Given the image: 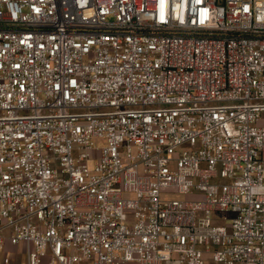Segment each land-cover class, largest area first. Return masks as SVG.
I'll use <instances>...</instances> for the list:
<instances>
[{"label":"built area","instance_id":"built-area-1","mask_svg":"<svg viewBox=\"0 0 264 264\" xmlns=\"http://www.w3.org/2000/svg\"><path fill=\"white\" fill-rule=\"evenodd\" d=\"M0 264H264V0H0Z\"/></svg>","mask_w":264,"mask_h":264},{"label":"rangeland","instance_id":"rangeland-1","mask_svg":"<svg viewBox=\"0 0 264 264\" xmlns=\"http://www.w3.org/2000/svg\"><path fill=\"white\" fill-rule=\"evenodd\" d=\"M175 199H178V200H186V199H188V198H186L185 196H180V195H178V194H174V196H173ZM190 198V197H189Z\"/></svg>","mask_w":264,"mask_h":264}]
</instances>
